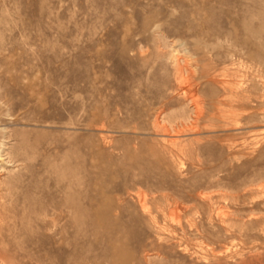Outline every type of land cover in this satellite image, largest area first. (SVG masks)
Here are the masks:
<instances>
[{
  "label": "rangeland",
  "instance_id": "obj_1",
  "mask_svg": "<svg viewBox=\"0 0 264 264\" xmlns=\"http://www.w3.org/2000/svg\"><path fill=\"white\" fill-rule=\"evenodd\" d=\"M3 3L15 212L81 197L68 264H264V0Z\"/></svg>",
  "mask_w": 264,
  "mask_h": 264
},
{
  "label": "bare ground",
  "instance_id": "obj_2",
  "mask_svg": "<svg viewBox=\"0 0 264 264\" xmlns=\"http://www.w3.org/2000/svg\"><path fill=\"white\" fill-rule=\"evenodd\" d=\"M3 0H0V8ZM9 17L0 14V27L7 24ZM22 35L19 34L16 42V50L21 51ZM5 34L0 33V65H5L7 43L4 42ZM3 74V68L0 67V75ZM4 96L0 94V102ZM11 134L7 135L0 131V146H3V139H10ZM22 150L23 146L13 148ZM3 150L0 147V153ZM8 162L15 163V167L25 166L18 155H12L8 151H4ZM57 172L56 170H53ZM63 178L67 179L66 185L72 184V176L63 172H59ZM66 176V177H65ZM13 181L0 178V264H58L59 256H50L58 247L66 255V264L71 260L70 255V235L83 236L85 233V207L82 204V198L72 194H64L60 200H52L47 206H38L32 203L26 214H18L14 210V201L4 200L7 193H11L14 189ZM29 204V203H28ZM78 211V212H77ZM78 213L76 218L74 215ZM18 231L20 233H18ZM44 231L59 235L61 241H51L47 246V242L39 237ZM47 243V244H46ZM37 249L38 252L33 251ZM82 262V261H81ZM59 264H61L59 262Z\"/></svg>",
  "mask_w": 264,
  "mask_h": 264
}]
</instances>
